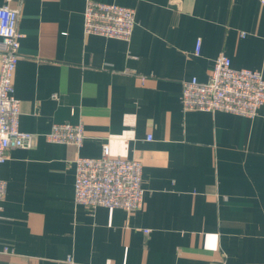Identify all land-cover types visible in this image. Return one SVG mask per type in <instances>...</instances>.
Instances as JSON below:
<instances>
[{
  "label": "crops",
  "instance_id": "1",
  "mask_svg": "<svg viewBox=\"0 0 264 264\" xmlns=\"http://www.w3.org/2000/svg\"><path fill=\"white\" fill-rule=\"evenodd\" d=\"M101 1L134 10L128 40L85 34V0H0L19 8L13 95L35 135L0 165V264H264V106L180 103L221 53L264 77L260 0ZM59 122L83 123L81 145L45 139ZM104 143L142 163L134 211L74 201L76 157Z\"/></svg>",
  "mask_w": 264,
  "mask_h": 264
},
{
  "label": "built area",
  "instance_id": "2",
  "mask_svg": "<svg viewBox=\"0 0 264 264\" xmlns=\"http://www.w3.org/2000/svg\"><path fill=\"white\" fill-rule=\"evenodd\" d=\"M264 7V0H260ZM19 8L0 5V165L13 147L30 148L35 135L18 127L19 100L13 95V75L19 59L21 33ZM135 23L130 7L101 0H85L83 32L128 40ZM200 50L196 41L195 54ZM180 103L184 110L225 111L252 118L264 106V77L258 70L233 68L230 58L219 54L206 81L196 77L182 82ZM82 122L53 123L45 139L54 143L81 145ZM150 139V135L148 136ZM6 182L0 178V208ZM74 201L87 209L98 206L134 211L143 203L142 163L113 156L107 143L96 157L75 159Z\"/></svg>",
  "mask_w": 264,
  "mask_h": 264
}]
</instances>
